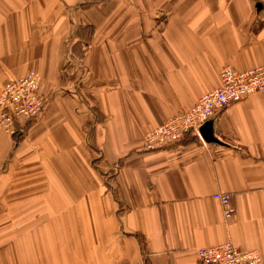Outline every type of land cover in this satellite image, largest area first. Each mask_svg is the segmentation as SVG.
<instances>
[{"label": "crops", "instance_id": "crops-1", "mask_svg": "<svg viewBox=\"0 0 264 264\" xmlns=\"http://www.w3.org/2000/svg\"><path fill=\"white\" fill-rule=\"evenodd\" d=\"M263 3L0 0V92L35 72L44 103L0 129V264H202L226 243L264 264L263 97L215 116L218 144L144 146L224 68L264 66Z\"/></svg>", "mask_w": 264, "mask_h": 264}, {"label": "built area", "instance_id": "built-area-1", "mask_svg": "<svg viewBox=\"0 0 264 264\" xmlns=\"http://www.w3.org/2000/svg\"><path fill=\"white\" fill-rule=\"evenodd\" d=\"M220 80V86L201 97L193 109L175 115L145 135L146 151L166 149L179 144L190 135L201 137L200 129L231 105L253 95L264 98V66L243 72L226 67L221 71ZM40 84V76L30 72L2 88L0 129L6 134L15 137L20 133L17 127L19 122H32L40 118L44 106ZM213 198L222 205L225 219H232L236 213L231 207L232 196L216 193ZM198 257L202 264H262L258 251L241 250L231 243L199 249Z\"/></svg>", "mask_w": 264, "mask_h": 264}, {"label": "water", "instance_id": "water-1", "mask_svg": "<svg viewBox=\"0 0 264 264\" xmlns=\"http://www.w3.org/2000/svg\"><path fill=\"white\" fill-rule=\"evenodd\" d=\"M260 6H261V5H260ZM211 121H213V120H211ZM211 121H209V122L207 123V125L205 124V125L200 129V135H201L202 139H203L207 144H211V143L218 144L219 141H218L216 138H214L212 135H208V134L206 133V128L208 127V125H211V123H210Z\"/></svg>", "mask_w": 264, "mask_h": 264}, {"label": "trees", "instance_id": "trees-1", "mask_svg": "<svg viewBox=\"0 0 264 264\" xmlns=\"http://www.w3.org/2000/svg\"><path fill=\"white\" fill-rule=\"evenodd\" d=\"M104 1V0H103Z\"/></svg>", "mask_w": 264, "mask_h": 264}]
</instances>
